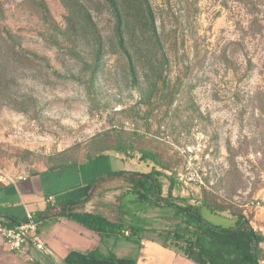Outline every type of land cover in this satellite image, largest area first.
<instances>
[{
  "label": "rangeland",
  "instance_id": "374dc122",
  "mask_svg": "<svg viewBox=\"0 0 264 264\" xmlns=\"http://www.w3.org/2000/svg\"><path fill=\"white\" fill-rule=\"evenodd\" d=\"M24 1L0 0V42L11 49L0 97V182L104 153L112 163L102 162V171L157 168L163 198L210 205L232 219L241 214L264 230V206H252L264 195V0H149L157 36L143 40L127 29L126 52L107 9L93 12L99 42L71 31L59 0H43L50 14L42 17ZM158 71L167 89L150 114ZM200 139L213 150L205 184L177 182L170 198L169 176L184 172L182 150ZM119 142L133 151L105 150ZM133 198L135 216L150 227L180 222L164 204ZM0 264L30 262L0 239Z\"/></svg>",
  "mask_w": 264,
  "mask_h": 264
},
{
  "label": "trees",
  "instance_id": "16d2710c",
  "mask_svg": "<svg viewBox=\"0 0 264 264\" xmlns=\"http://www.w3.org/2000/svg\"><path fill=\"white\" fill-rule=\"evenodd\" d=\"M66 9L71 24V31L83 33L82 35H92L102 42V37L98 24L94 22L93 12L107 11L114 17V37L120 50L126 52L127 29L131 28L133 32L140 30L144 40L145 35L152 34L157 36L155 25V15L149 0H59ZM25 10L32 16L42 17L43 14H50L49 8L43 0H25L22 3ZM4 16L0 4V23ZM5 27L2 24L0 28ZM133 40V38H131ZM102 46L99 48V58L103 55ZM166 59V58H165ZM11 64V49L5 43L0 42V97L7 90V73ZM168 79L163 71L156 74V84L151 96L150 114L156 104L164 96L167 89ZM154 100V103L152 102ZM157 101V102H156ZM105 150L114 151L119 154H129L133 151L130 145H123L121 142ZM108 157L104 153L101 155H88L87 162H74L70 164H61L51 166L49 170H59L68 167L84 166L101 158ZM150 159L160 168H163L156 158L147 152H143V160ZM164 173L157 168L150 173L111 171L105 175L97 177L90 182L91 188L97 184L98 188L103 184L115 179H125L130 185L131 192L135 196V202L139 204H148L151 207L161 206L174 210L175 216L179 217L180 222L165 228L166 243L182 251L189 259L196 264H261L258 249L264 242V235L255 231L246 216L235 213L233 219L234 226L223 227L211 223L210 217H221L219 210L210 205L194 206L192 204L180 205L173 200L163 198V188L160 177ZM171 185L169 188L170 198L176 188L178 177L176 174L169 176ZM97 188V190H98ZM6 186L0 184V191H5ZM96 192H90L80 200H63L55 204H50L47 209L36 218L37 222L49 219H68L86 227L97 233L104 243L110 238H119L124 231L129 230L131 236L129 239L140 243L145 233L152 232L146 226L132 225L126 226L123 223L114 224L100 215H94L87 212H78L94 198ZM0 217L9 226L18 225L26 220L19 219L9 214H0ZM139 217L135 222H140ZM158 230H154L156 232ZM255 239L257 240L254 247ZM90 257H103L101 250L91 252ZM30 264H41V261L30 262Z\"/></svg>",
  "mask_w": 264,
  "mask_h": 264
},
{
  "label": "crops",
  "instance_id": "0c3cea01",
  "mask_svg": "<svg viewBox=\"0 0 264 264\" xmlns=\"http://www.w3.org/2000/svg\"><path fill=\"white\" fill-rule=\"evenodd\" d=\"M102 162L110 165L112 158H101L84 166L59 170L42 168L30 176L21 175L22 180L18 177L9 184L0 182L7 187L5 191H0V214L25 219L27 214L31 213L38 218L52 204L48 201L50 197L55 198L53 203L55 204L63 200L80 201L90 192H96L94 198L78 212L100 215L114 224L146 226L153 231L145 233L140 243L129 239L131 236L129 230L124 231L119 238H110L103 243L97 233L75 221L44 220L39 224V236L45 243V249L37 254L41 264H196L182 251L167 244L165 237L162 236L166 233L165 228L176 222L173 224L163 220L164 222L156 223L158 227H150L152 222L149 221L135 222L134 195L125 179L111 180L99 188L97 184L91 188L90 182L93 179L111 171H121L112 169L102 171L104 168ZM213 219L215 221L211 223L223 227L235 224L228 216H213ZM250 224L256 231L255 223ZM155 229L158 231L154 232ZM126 232L130 236H126ZM98 249L101 250L103 257H90L89 254ZM259 250L262 251L260 263L264 264V242L260 244Z\"/></svg>",
  "mask_w": 264,
  "mask_h": 264
},
{
  "label": "built area",
  "instance_id": "2783aa9c",
  "mask_svg": "<svg viewBox=\"0 0 264 264\" xmlns=\"http://www.w3.org/2000/svg\"><path fill=\"white\" fill-rule=\"evenodd\" d=\"M212 151L209 149L208 143L202 139L182 150V155L185 158V168L178 178L179 188H181L182 184L186 186H201L205 184V179L209 173L208 163L212 161ZM22 179L23 177H19V180ZM48 201L53 204L55 198L50 197ZM252 206L256 209H262L264 206V195L255 200ZM39 224L31 213L27 214L24 222L15 226L7 225L0 217V239L12 253L25 258L29 262L38 261L37 254L45 249V243L39 236ZM260 231L264 235V230ZM125 235L130 236L128 232Z\"/></svg>",
  "mask_w": 264,
  "mask_h": 264
},
{
  "label": "water",
  "instance_id": "95a60500",
  "mask_svg": "<svg viewBox=\"0 0 264 264\" xmlns=\"http://www.w3.org/2000/svg\"><path fill=\"white\" fill-rule=\"evenodd\" d=\"M257 240L255 239L254 247L256 246Z\"/></svg>",
  "mask_w": 264,
  "mask_h": 264
}]
</instances>
